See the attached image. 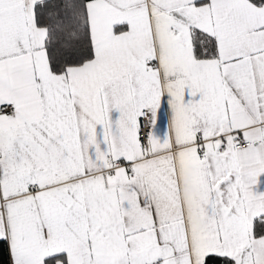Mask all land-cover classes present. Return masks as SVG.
<instances>
[{
	"label": "snow or ice",
	"instance_id": "obj_1",
	"mask_svg": "<svg viewBox=\"0 0 264 264\" xmlns=\"http://www.w3.org/2000/svg\"><path fill=\"white\" fill-rule=\"evenodd\" d=\"M0 242L264 264V0H0Z\"/></svg>",
	"mask_w": 264,
	"mask_h": 264
},
{
	"label": "trees",
	"instance_id": "obj_2",
	"mask_svg": "<svg viewBox=\"0 0 264 264\" xmlns=\"http://www.w3.org/2000/svg\"><path fill=\"white\" fill-rule=\"evenodd\" d=\"M0 243H2V242H0ZM4 257H5V259H7L6 249L4 250Z\"/></svg>",
	"mask_w": 264,
	"mask_h": 264
}]
</instances>
